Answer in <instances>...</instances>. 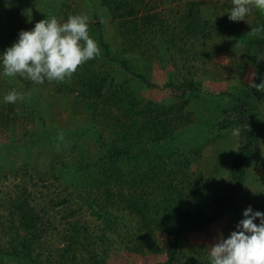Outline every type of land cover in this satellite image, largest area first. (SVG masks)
<instances>
[{"label": "rangeland", "instance_id": "rangeland-1", "mask_svg": "<svg viewBox=\"0 0 264 264\" xmlns=\"http://www.w3.org/2000/svg\"><path fill=\"white\" fill-rule=\"evenodd\" d=\"M100 2L0 0V35L11 32L10 9L18 17L15 27L34 26L53 15L63 22L84 14L96 25L89 33L101 49L64 81L35 84L0 75V120L5 122L0 131V264L163 262L174 239L169 229L177 224V206L188 202L195 213L231 185L230 165L242 145L232 129L258 130L248 114L242 122L237 119L232 107L239 97L262 123L246 166L245 189L235 210L207 230L184 236L176 261L209 264L208 249L236 230L246 208L264 212V97H247L253 96L251 74L256 73L255 84L264 80V50L258 54L241 39L252 36L251 27L264 24V11L253 9L246 21L232 22L226 11L232 0H145L150 13L163 21L162 32L159 23L146 24L141 18L144 5L138 15L124 19L118 16L124 10L114 14ZM135 26L141 32L133 40ZM92 73L105 78L96 108L91 106L94 94L87 89L82 94L81 89ZM190 83L195 90L190 91ZM13 89L28 95L15 104L4 102L3 96ZM129 101L137 109L148 103L171 109L165 116L170 126L164 142L172 156H156L150 132L131 133L140 116L119 121L122 103ZM231 121L234 124L228 126ZM61 132L63 139L58 138ZM99 133L119 146L133 143L136 149L129 164L112 165L118 183L103 184L106 180L96 163L101 154L94 136ZM145 146L149 155L138 157ZM180 161L186 164L182 171L175 167ZM161 167L168 174L161 182L144 180L145 195L134 197L136 210L125 206L118 194L114 199L105 192L111 189L113 195L121 192L123 199L133 200L136 181L161 177ZM168 186L170 192L164 189ZM14 201L38 216L41 233L31 252L35 260L3 254L15 246L14 238L27 236L17 229L20 213Z\"/></svg>", "mask_w": 264, "mask_h": 264}, {"label": "trees", "instance_id": "trees-1", "mask_svg": "<svg viewBox=\"0 0 264 264\" xmlns=\"http://www.w3.org/2000/svg\"><path fill=\"white\" fill-rule=\"evenodd\" d=\"M136 3V5H135ZM101 6H105L108 9H110L114 14H118L119 11L124 10V14H119L118 16L121 18H128V17H135L138 15L139 7H142L143 5L146 7V10H144V13L142 14L141 18L144 20L146 24H155L159 23L160 27L163 31V21L160 22V17L157 13H150V9L148 7V4H145V0H101L100 2ZM137 6V7H135ZM13 7V6H12ZM142 10V9H141ZM7 21L11 24V32L8 33V35L5 37V34L0 35V53H2L6 48L10 47L18 38V33L21 30H30L34 26L33 25H25L22 26L23 23H19L17 27L16 24H14V20H17V15L15 12H13L12 9L7 11ZM124 18V19H125ZM95 24H89V29L93 32L96 30ZM15 28V29H14ZM140 29L134 27L132 30V38L135 40V38L139 37ZM167 32V29L166 31ZM252 38V39H250ZM244 42L247 43V46H250L251 48H255L258 54H261L264 50V34H261V36H248V39L241 38ZM127 70H129V67H126ZM262 75L264 77V62L262 63ZM88 79L83 81L82 94H84L85 90L91 92V94H94L93 101L91 103L92 108H96L98 106L97 103H95L96 98H99V96L102 97V88H104L102 81H105L104 77H100L99 74L92 73L87 77ZM140 78H143L140 76ZM164 86H169V83L165 82L163 83ZM188 88L191 90H195L194 85L190 83L187 85ZM185 85V87H187ZM116 92L112 93V96L114 97V94ZM252 97L247 95L248 100L250 99H256L261 100L264 97V91L257 90L256 88L251 89ZM121 100V99H120ZM124 102V101H120ZM244 100L240 99L239 97L235 98L233 100V111L234 113H237V119L239 122H242V120L245 118L244 116L248 114V118L253 122V125L258 129L255 130L252 128V126H249L251 129L246 128L242 131L241 139H242V145L238 148L233 161L230 165V172H231V178L230 183L231 185L227 188L225 191V194L216 198L211 199L205 208H200L197 212H192L191 206L187 202H183L182 204L177 206L176 213L177 215V224L173 229L171 227V230L169 229L170 233L173 235L174 239L171 242L169 248L166 250V259L163 262L157 263V264H176L177 256L179 254V251L182 248V240L184 236L190 232H202L210 228L212 225L216 224L220 220H222L225 215L230 210L236 209L237 204V198L238 196L244 191L245 184H246V166L249 163V160L252 157V147L254 144L260 139L259 134V128L261 127V121L256 117L255 114L251 113L247 107ZM124 106V110L121 111V116L119 121H131V117L133 115L140 116L141 119L134 122V124L131 127V133H140L143 130L150 132L148 135V139L150 142H152L155 146L156 156L160 160H163V157H170L173 155V153L169 150V146L164 142L167 136V130H169L170 122L166 120L167 114L171 113V109H168L166 107L148 103V106L145 108H136L134 102H127L122 103ZM131 115V117H130ZM163 117V118H162ZM138 126H135L139 124ZM234 124L233 121L229 122L228 126H231ZM5 126V122L3 120H0V131L3 132V128ZM227 125H223L222 128H226ZM151 129L153 130V135L151 132ZM95 141L97 144V149L99 150V153L101 156L97 159L96 163L99 167V172H101L105 177V180L103 184H108L109 182L112 183H118L119 181V175L115 171V167L112 168V165L117 166L119 163L127 162L128 164L132 160V157H134L133 151H136L134 149V144H128L129 142H125V146H119L114 144L113 141H108V139L104 138V135L102 133H99L98 135H95ZM152 152V151H151ZM147 154L149 155V150L145 146L144 149L139 151L138 157ZM185 163V161H184ZM182 161L175 163V167L182 169L185 167ZM157 165V164H156ZM163 168L161 177L157 174V176L151 177L148 176L145 179H139L136 182V188L133 186V192L134 196L131 194V196L139 197L141 192H144V180H150L153 182V178H157L159 181L164 178L168 172L165 171V167ZM154 170V167L150 169V172ZM149 173H146L148 175ZM147 182V181H146ZM161 182V181H160ZM140 190H139V189ZM164 189H168L170 192V186L165 187ZM107 195H110L115 199V196L118 194V198L121 202L126 204L128 208H131L133 210L137 209L138 202L134 198L133 200L131 198H125L123 199L122 193L118 192L116 195L112 194L111 189L105 190ZM187 194V193H186ZM113 195V196H112ZM145 195V192H144ZM143 195V196H144ZM117 198V197H116ZM117 198V199H118ZM185 198V197H184ZM86 201V200H85ZM14 201V208L19 211V224L17 229H22L27 236H24L21 239H15V246L13 245L11 249L8 251H4L3 254L7 253L9 256H12L16 259H31L35 260L36 257L32 255V250L36 247H34V244L39 243V234L41 231L39 230V219L37 215H34L31 213V211H28L25 209L24 204ZM66 220H68V216L66 217Z\"/></svg>", "mask_w": 264, "mask_h": 264}, {"label": "clouds", "instance_id": "clouds-1", "mask_svg": "<svg viewBox=\"0 0 264 264\" xmlns=\"http://www.w3.org/2000/svg\"><path fill=\"white\" fill-rule=\"evenodd\" d=\"M253 9L264 11V0H232L226 11L228 19L237 22L246 21ZM88 21L84 14L70 15L63 22L53 15L36 22L30 30H21L17 40L0 53V75L35 84L70 78L78 66L101 54L97 41L90 36ZM248 34H264V24L251 27ZM251 75V86L264 91V80L255 84L256 73ZM26 95L13 89L3 96V101L15 104ZM231 134L240 137L242 127L236 126ZM58 138L63 139L62 132ZM208 253L209 264H264V212L246 208L236 230L226 239L221 237Z\"/></svg>", "mask_w": 264, "mask_h": 264}]
</instances>
